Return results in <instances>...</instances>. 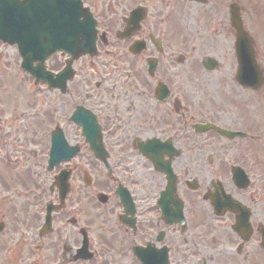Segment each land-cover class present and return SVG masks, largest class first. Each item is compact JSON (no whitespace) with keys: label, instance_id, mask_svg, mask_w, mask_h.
<instances>
[{"label":"flooded vegetation","instance_id":"flooded-vegetation-1","mask_svg":"<svg viewBox=\"0 0 264 264\" xmlns=\"http://www.w3.org/2000/svg\"><path fill=\"white\" fill-rule=\"evenodd\" d=\"M19 1L40 12L36 0L0 3L12 9ZM77 1L81 28L91 22L86 14L94 22L96 54L73 61L62 89L34 83L30 102L38 110L20 115V127L6 128L0 119V264H264V212L253 204L264 186L245 163L220 154L229 143L220 151L210 142L242 137L195 129L209 122L244 131L243 123L216 114V98L213 107L207 97L211 88L224 105H236L230 95L235 0ZM189 31L196 34L190 49ZM66 57L55 53L46 68L58 73ZM225 59L232 73L219 80ZM80 61L99 79H80ZM77 105L100 123L106 152L100 161L69 121ZM236 106L243 115L244 103ZM59 109L62 124L58 113L55 127L64 136L66 126L76 131L80 141L71 144L89 153L82 162L77 155L49 165L55 127L44 121ZM93 160L99 178L87 185ZM236 166L249 180L233 178ZM121 196L130 198V208ZM82 243L87 258L77 256Z\"/></svg>","mask_w":264,"mask_h":264},{"label":"rangeland","instance_id":"rangeland-1","mask_svg":"<svg viewBox=\"0 0 264 264\" xmlns=\"http://www.w3.org/2000/svg\"><path fill=\"white\" fill-rule=\"evenodd\" d=\"M235 2L239 6V13L243 22V28L253 38L252 46L255 51L256 60L264 76V0H236ZM195 36V33L189 31L188 41H195ZM110 58L111 57L108 59ZM121 63L124 64L125 69L132 70L130 68V62H128L127 59L121 60ZM223 63L224 66L227 65L229 68H227V66H223L219 69V80H222L225 73H232V62L225 59ZM81 65L82 61H80L79 64H76V67L79 70L80 79H87L91 83L93 80L99 79V77L91 71L89 66L83 68ZM20 72L21 70L18 69V57L13 48L0 43V119L6 128L20 127L22 124L20 123L18 117H20L23 113L31 112L27 106V102L29 100V96H34L35 94L28 96L27 90H29V87L35 88V86L28 84L27 78L24 77L25 73L21 74ZM215 79H217V76L213 78V80ZM24 82L28 85V88L24 85ZM230 85L231 91L233 90V93L235 94V99H232L233 103L236 105L244 103V111L246 113L242 115L241 113L243 111H240L239 113L234 106L231 107L227 104L224 105V103L221 102L223 99L221 98V94L218 92L213 95L211 88L207 89V97L210 101V105L214 107V98H216V104L217 106L219 105V108L216 110V114H223L228 120L232 121L237 126L243 123V130L251 131L255 137L252 138L249 135L250 132L248 131L249 134L246 139L238 138L227 142L226 140L222 141L219 137H215L210 139V142L216 141L218 144L217 148L220 151V145L223 143H229L227 149L222 150L220 154L233 156L235 159L245 163V166L252 171V173L258 174V180L264 186V78L263 83L260 85L258 90H253L251 92L250 90H244L238 86L236 82L230 83ZM235 85L238 87H235L234 89ZM78 88H80V86H78ZM230 95H232V92ZM224 106L228 108L225 109ZM57 107H60V105L58 106L57 104ZM58 113L62 118L63 113L60 109ZM48 115V120L51 121V114L48 113ZM241 115L245 118L246 122ZM48 120L44 121V127L49 126L50 123L51 125L54 123V121L49 122ZM59 123L60 125L62 124V119ZM0 126L2 127L3 125ZM64 130H66V138L70 143H77L80 141L76 138L75 130L68 128L67 126ZM208 135H212V133H206L202 138L204 139ZM249 138H252V140H249ZM88 154L89 153L86 147H82V150L80 149L77 156V160L80 159L81 162L84 161ZM90 175L92 176L93 182L99 178L98 163L94 162V160L90 167ZM258 195L260 196L257 198L256 202L253 200V204L254 206H259L264 212V190L258 193Z\"/></svg>","mask_w":264,"mask_h":264},{"label":"water","instance_id":"water-1","mask_svg":"<svg viewBox=\"0 0 264 264\" xmlns=\"http://www.w3.org/2000/svg\"><path fill=\"white\" fill-rule=\"evenodd\" d=\"M75 3L76 2L72 0H44L40 6L43 9V14L39 15L36 21L29 22L30 19L25 23L22 21L23 26L18 30L17 34H14L17 37L13 40L18 43L26 62H30L32 59L41 60L40 66L33 68L36 70L34 73L39 74V71L44 69L43 60L48 58L58 49H63L65 52L70 53L74 58L81 53L94 52L91 24L88 25L87 32L84 36L83 29L79 28V23L73 22L78 15V10H76L78 6ZM1 8L2 7L0 6V9ZM4 14L8 15L7 13ZM0 15H2V13H0ZM21 15V11L17 10V12L9 13L8 17L22 25V19H20ZM3 24V22L0 23V25ZM24 24L27 28H30V32L32 33L30 36H20L24 31ZM70 25L74 26V28ZM235 27V51L238 62L237 79L246 85L250 84L252 87H258L262 81V75L259 71L254 51L251 47V39L243 31L238 15L235 17ZM57 28H59V32H57ZM72 32H75V35L71 34ZM79 36H81V39H77ZM0 39L3 41L7 40L3 29L0 30ZM28 46H32V51L23 52V49ZM41 51H44L43 54H40ZM71 61L72 60H69L68 62L70 63ZM68 71H70L69 68H67L63 74ZM43 74L46 75L45 78L51 82L57 80V78L54 79L50 73ZM78 120H80L85 130L88 129L91 132L94 131V125L91 122L88 120L85 122V120L81 118H78ZM96 141H98V143H94ZM91 145L96 155L101 153L102 148L99 134L91 135Z\"/></svg>","mask_w":264,"mask_h":264}]
</instances>
